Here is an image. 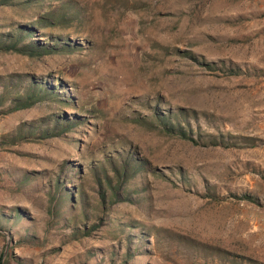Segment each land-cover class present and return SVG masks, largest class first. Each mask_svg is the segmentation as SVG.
<instances>
[{
  "label": "rangeland",
  "instance_id": "1",
  "mask_svg": "<svg viewBox=\"0 0 264 264\" xmlns=\"http://www.w3.org/2000/svg\"><path fill=\"white\" fill-rule=\"evenodd\" d=\"M19 34L55 49H0L3 264H264V0H0Z\"/></svg>",
  "mask_w": 264,
  "mask_h": 264
},
{
  "label": "trees",
  "instance_id": "2",
  "mask_svg": "<svg viewBox=\"0 0 264 264\" xmlns=\"http://www.w3.org/2000/svg\"><path fill=\"white\" fill-rule=\"evenodd\" d=\"M34 28L32 26L25 28V37L30 36L33 33ZM22 37H24V35H20L17 36L15 39H12L11 41L9 40H5V41H1L0 43V49L5 50V51H17V52H21V53H27L30 55H43V54H47L50 53L52 51H54L55 47L51 46L49 44L45 45V44H39L38 42H32L29 44H22ZM189 54L191 52H188ZM193 54H191L192 56ZM200 61V60H198ZM202 65H206L209 68L214 69L215 67H217V63L215 62H201ZM234 73V70H232ZM236 72V71H235ZM52 95V90L47 88L45 84H37V85H33L27 93L26 97H21V98H17L15 99V104L13 109L17 110V109H21V108H25V107H29L32 104H34L36 101H39L42 98L48 97ZM1 102V101H0ZM160 123L163 125L165 130H168L170 132H177L180 135H182L184 138L190 139V140H194V137L187 133L186 131H184L183 128H175V126L173 125V122L171 120V118L168 115H160ZM59 121H57L56 127L51 130V132H48V130L45 131L44 135L45 137H49V136H55L57 133H63L65 131H68L69 129L73 128V125L75 124V121H67L65 123L62 124L61 127H59L60 125L58 124ZM60 129V130H57ZM22 135V134H20ZM22 137V136H20ZM2 258L3 255L0 257V264L2 263ZM7 260V259H6ZM5 260V261H6Z\"/></svg>",
  "mask_w": 264,
  "mask_h": 264
}]
</instances>
